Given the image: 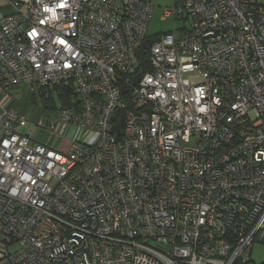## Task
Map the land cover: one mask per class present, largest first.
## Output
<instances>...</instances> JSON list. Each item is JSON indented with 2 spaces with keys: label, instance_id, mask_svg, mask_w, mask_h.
I'll return each instance as SVG.
<instances>
[{
  "label": "built area",
  "instance_id": "built-area-1",
  "mask_svg": "<svg viewBox=\"0 0 264 264\" xmlns=\"http://www.w3.org/2000/svg\"><path fill=\"white\" fill-rule=\"evenodd\" d=\"M6 1L0 92L74 98L50 122L0 111V264L247 263L264 241V0H174L156 38L145 0ZM71 130L65 150L37 140Z\"/></svg>",
  "mask_w": 264,
  "mask_h": 264
},
{
  "label": "rangeland",
  "instance_id": "rangeland-1",
  "mask_svg": "<svg viewBox=\"0 0 264 264\" xmlns=\"http://www.w3.org/2000/svg\"><path fill=\"white\" fill-rule=\"evenodd\" d=\"M153 6V14L150 20L149 24V30L148 35L150 38H156L159 35L165 34L169 31H172L173 29V19L167 18L162 20L163 10L165 8H171L173 5L174 0H145ZM185 24L183 21H175L176 28H181ZM19 88H10L7 90L6 93L17 90ZM26 91H18L17 93H8L13 100H15V103H18V109L25 114L24 116L28 119L30 123H34L38 117H40L43 113V115H46V120L50 122V118L47 116V114H53V111L50 109L48 110L49 113H46V110H44L45 105L41 101L39 97H35V102L30 101V92L26 88H24ZM49 96L47 93L45 95ZM16 97V98H14ZM53 103L55 104L56 109L60 106L59 102L56 100V98L53 100ZM55 109V110H56ZM74 130H71L70 132L64 131L63 134L58 135L54 138H49V133L41 131L37 134V140L41 143H46L47 141L49 144L55 149V150H65L70 143V141L73 139L74 136ZM251 260H254L255 262H264V245L262 243H254L252 245V253H251Z\"/></svg>",
  "mask_w": 264,
  "mask_h": 264
},
{
  "label": "trees",
  "instance_id": "trees-1",
  "mask_svg": "<svg viewBox=\"0 0 264 264\" xmlns=\"http://www.w3.org/2000/svg\"><path fill=\"white\" fill-rule=\"evenodd\" d=\"M144 63H145V69L147 70V65H146V62H145V59H144ZM49 94V96H46V94ZM35 97H39L41 99V101L43 102V104L45 105V108L44 110L46 109H50L52 111H55L56 107H55V104L53 103V100L56 98V100L59 102V105L61 107H64V108H70L72 105H71V102L73 100L74 97H72L71 95V92L69 90H65V89H61V88H56V89H53L49 92L47 91H39V92H32L30 94V101L31 102H35ZM48 111V110H46ZM117 121H118V124L120 125L121 124V121H122V113L118 112L117 113ZM262 244L264 245V241H262ZM236 264H242L240 262H237Z\"/></svg>",
  "mask_w": 264,
  "mask_h": 264
},
{
  "label": "crops",
  "instance_id": "crops-1",
  "mask_svg": "<svg viewBox=\"0 0 264 264\" xmlns=\"http://www.w3.org/2000/svg\"><path fill=\"white\" fill-rule=\"evenodd\" d=\"M11 13H12V10H11L10 6L8 5L7 1L6 0H0V17L1 16H7ZM18 91L25 92L26 90L24 88H19L17 90H14V91H11L8 93L13 94V93H17ZM8 93L0 92V111L4 108H12V109H17L19 112H21L18 109V105H17L18 103H15V100H13ZM14 98H16V97H14ZM46 143H48V141ZM251 253H252V248L250 250L249 260L245 264H264V262L258 263V262H255L254 260H251V256H252Z\"/></svg>",
  "mask_w": 264,
  "mask_h": 264
},
{
  "label": "water",
  "instance_id": "water-1",
  "mask_svg": "<svg viewBox=\"0 0 264 264\" xmlns=\"http://www.w3.org/2000/svg\"><path fill=\"white\" fill-rule=\"evenodd\" d=\"M147 49V45L143 44L142 47L138 50L137 54H138V58H139V64H140V69L141 72L139 74H137L134 79H133V85H136L140 79V76L143 72V63H142V59H143V54L145 52V50Z\"/></svg>",
  "mask_w": 264,
  "mask_h": 264
}]
</instances>
